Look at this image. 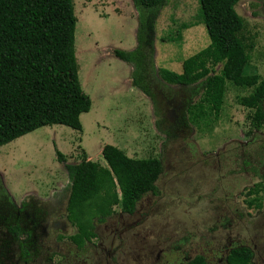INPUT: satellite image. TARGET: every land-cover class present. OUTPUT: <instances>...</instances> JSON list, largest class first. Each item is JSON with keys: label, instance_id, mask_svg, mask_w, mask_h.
Masks as SVG:
<instances>
[{"label": "rangeland", "instance_id": "1", "mask_svg": "<svg viewBox=\"0 0 264 264\" xmlns=\"http://www.w3.org/2000/svg\"><path fill=\"white\" fill-rule=\"evenodd\" d=\"M234 9L244 23L241 35L252 43L245 70L264 77V0H237ZM73 11L77 77L90 106L79 113V130L63 124H46L0 145V199L16 206L21 199H55L54 193L61 191L67 178L54 148L68 162L86 155L105 165L100 150L103 144L110 143L128 156L160 159L162 170L155 180L156 193L143 194L137 205L140 212L133 213L138 217L146 212L144 203L146 197L150 198L152 214L147 221L152 231L148 235L167 239L168 243L186 235V242L181 243L186 254L202 253L208 264H225L220 261L221 250L231 241L254 244L251 264H264V194L257 211L245 204L247 187L264 182V166L260 162L264 154V123L258 129L249 126L252 109L237 101V96L248 93L250 88H238L225 81L217 114L208 112L204 117L207 121L200 118L196 125L186 119V110V124L173 122L171 107L176 105L181 110L189 94L184 96L183 89L180 91L177 85L153 75L150 82L156 90V100L150 106L145 94L131 84L130 65L111 50L135 45L137 11L131 0H73ZM182 21L186 26L180 28ZM179 28L178 40L163 39ZM207 43L198 16V0H166L155 21L154 69L164 66L179 71L181 60ZM213 68L218 70V64ZM200 95L201 90L190 95L188 103L198 101ZM262 105L264 108V99ZM113 209L119 211V206L114 205ZM60 215L65 221L60 234L67 240L61 249H71L70 262L75 257L72 249H90L97 242L104 245L108 236L113 243L117 242L115 233L112 234L116 212L105 222L97 223L94 229L98 235L81 247L68 239L67 234L75 228L69 227L64 209ZM134 217H125L123 221L131 223ZM136 229L130 230L135 235L132 240L142 237L143 231ZM48 241L49 237L42 240L44 251ZM134 242L128 241L130 249L135 248ZM13 249H0V264H14ZM81 256L93 261L87 253ZM56 258L53 255L52 261ZM132 260L128 257V262ZM28 264L33 263L29 260Z\"/></svg>", "mask_w": 264, "mask_h": 264}, {"label": "trees", "instance_id": "2", "mask_svg": "<svg viewBox=\"0 0 264 264\" xmlns=\"http://www.w3.org/2000/svg\"><path fill=\"white\" fill-rule=\"evenodd\" d=\"M131 2L137 11L135 45L111 50L130 65L133 86L155 101L151 76L158 75L162 81L177 85L184 96H189L182 109H176L177 119L173 122L186 124L187 110L186 119L198 125L202 118L207 121L204 117L208 112L217 114L223 102L225 81H229L235 87L250 88L248 93L237 96L239 104L252 109L249 126L258 129L264 123V77L245 70L252 43L241 35L244 23L234 9L237 0H198V16L208 43L183 58L179 71L153 67L155 21L166 0ZM75 23L73 0H0V145L46 124L81 128L78 116L88 110L90 99L77 77ZM185 24L182 21L180 28ZM180 28L163 39L178 40ZM217 64L215 70L213 66ZM199 90L198 101L188 103L190 95ZM100 152L105 165L86 155L68 162L54 148L67 178L59 191L64 194L65 218L75 228L67 236L76 247L97 234L94 229L97 223L117 212L114 205L119 206L120 212L130 213L143 194H155V180L162 170L159 158L128 156L110 143L103 144ZM261 156L264 166V154ZM252 169L257 172L256 167ZM246 194L247 206L261 208L264 182L248 186ZM44 208L31 198L21 199L20 206L1 198L0 249H15L16 238L22 232L31 233L27 220L32 218L31 227L40 223L47 212ZM58 237L63 235L59 233ZM34 240L26 238L20 249H36L32 247ZM251 256L250 249L239 245L230 248L226 260L227 264H251ZM182 264H205V257L196 253Z\"/></svg>", "mask_w": 264, "mask_h": 264}, {"label": "flooded vegetation", "instance_id": "3", "mask_svg": "<svg viewBox=\"0 0 264 264\" xmlns=\"http://www.w3.org/2000/svg\"><path fill=\"white\" fill-rule=\"evenodd\" d=\"M176 109H178V106H172L170 112L171 119L175 120L177 119ZM172 120V121H173ZM58 193V192H56ZM54 193L55 199H35L31 198V200L35 201L37 205L43 204V208L47 210L46 215L42 219L40 223L37 222V225H33L31 227L32 218L28 221L29 228H31V233L27 234L26 232H22L21 235H19L15 242L13 243V246L15 249L12 251V256L14 257L13 263H17L22 261L24 264H28V261H32L33 264H163L162 262H165V264H182L183 261L191 258L193 255L186 254V251H184V247L181 245L182 241L186 242L187 236L185 235L179 240H172L170 243H168L167 239H162L158 236H150L148 233L152 231V226L147 221L150 217L149 210L151 208V204H153L149 197H146V203H144L145 211L142 213L141 216L136 217V214H133L135 211L140 212L137 210L138 201L142 198H140L135 208L130 213H123L120 211L116 212V219L115 224L112 227V234L115 233L114 237H116L117 242L113 243V240L108 236V242L106 244H102V242H97L95 246L90 249H72L73 254L75 257L73 258L72 262H70L69 259V250L71 249H61L62 246H64L67 243V240L63 239V237H58V234L60 233V229L64 228L65 221L63 220L62 211L64 209L63 205V195L59 192V194ZM151 194V193H150ZM154 194V193H152ZM148 196V195H146ZM62 197V198H61ZM21 202V200H20ZM20 202L19 205L20 206ZM264 208V204H263ZM257 211V209L255 208ZM135 215V219L131 223L128 221H123L125 217H131ZM31 216H33V213L31 212ZM64 216V215H63ZM65 217V216H64ZM36 218V217H35ZM107 219L102 221L105 222ZM146 221L148 223H146ZM112 223V221H110ZM121 227H119L118 225ZM35 227V228H34ZM70 227V225H69ZM134 227H137V231H143L142 237L137 240L134 239L135 235H133L130 230ZM57 228V230H54ZM68 235V234H67ZM98 235V234H96ZM96 235L94 237H96ZM35 238V240L32 243V247L36 249H20L23 242L26 241V238ZM45 237H49V246L47 247V250H43L42 240L45 239ZM187 237V238H186ZM92 238V237H91ZM102 239V237L100 236ZM124 238V240H123ZM104 240V239H103ZM87 241V240H86ZM128 241H135L133 247L131 248V243H128ZM176 241L180 242V244H174ZM0 242H1V235H0ZM232 243L228 245H224V248L221 250V259L220 261H224L225 264H227V254L231 247L233 246H245L248 249L251 250L252 254L253 246L254 244L249 245L248 243H237L235 241H231ZM138 243V244H137ZM126 244V245H125ZM181 245V246H180ZM223 246V245H222ZM128 251V252H127ZM90 256H88L91 260L87 258V256L82 257L81 254L85 255L86 253ZM178 252H181L182 254L178 256H174ZM174 254V255H173ZM56 255L57 258L55 261H52V256ZM79 259L77 258V256ZM148 255H151L150 258L146 259ZM167 255V256H166ZM173 255V257H172ZM128 257H132V262H128ZM252 257V256H251ZM67 260V261H66ZM87 260L85 263L84 261ZM205 264H208V262L205 260Z\"/></svg>", "mask_w": 264, "mask_h": 264}, {"label": "clouds", "instance_id": "4", "mask_svg": "<svg viewBox=\"0 0 264 264\" xmlns=\"http://www.w3.org/2000/svg\"><path fill=\"white\" fill-rule=\"evenodd\" d=\"M74 12V11H73ZM74 57H75V50H74ZM136 88V87H135ZM146 96V95H145ZM147 101H149L150 106H152V103L154 102L152 99H150L149 96H146Z\"/></svg>", "mask_w": 264, "mask_h": 264}]
</instances>
